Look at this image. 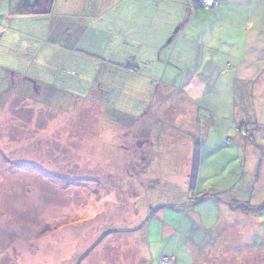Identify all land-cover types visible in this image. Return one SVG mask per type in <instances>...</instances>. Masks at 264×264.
Wrapping results in <instances>:
<instances>
[{"label": "rangeland", "instance_id": "obj_1", "mask_svg": "<svg viewBox=\"0 0 264 264\" xmlns=\"http://www.w3.org/2000/svg\"><path fill=\"white\" fill-rule=\"evenodd\" d=\"M16 3L0 0V264H264V70L234 85L236 106L221 76L190 102L118 86L134 116L114 114L91 87L150 64L132 29L161 28L160 4L52 0L31 17Z\"/></svg>", "mask_w": 264, "mask_h": 264}, {"label": "crops", "instance_id": "obj_2", "mask_svg": "<svg viewBox=\"0 0 264 264\" xmlns=\"http://www.w3.org/2000/svg\"><path fill=\"white\" fill-rule=\"evenodd\" d=\"M156 1L160 5L156 9L157 12L151 11V13L156 16L155 20L159 18L156 26L161 28H155L154 21H150L144 28L140 29L141 24L138 26L134 24L132 29L141 33L140 36L135 34L134 38L139 41L141 46H138V49L142 52V56H148L150 64H145L143 69L140 64L139 67H132L126 62L127 71L121 74L118 72L114 78L116 90L113 87L106 89L101 82L97 83L99 84L97 89L91 87L92 92L97 90L101 93H115L110 97L108 94L106 100V102L109 100L108 103L102 102L106 111L109 107L114 114L115 112L127 114L118 111L119 104L125 96L117 92L118 86L123 91L125 86L127 88L131 86V94L136 96V101H139L138 98L145 99L141 101L156 100L162 91L166 92L165 95L173 96L172 87H174L180 92L175 96L177 101L190 102L212 96L216 82L223 76L226 91H232L233 88V100L236 101L234 85L243 84L244 81L249 82L260 76L264 70V14L261 13V7L259 8L262 0L261 2L260 0H216V5L210 9H204L194 0ZM16 4L21 10L19 13L31 17L52 10V7H48L46 9L49 10L48 12H39L41 10H35L37 6L25 10L30 7L20 6V0H17ZM255 4L258 5L257 11H254ZM162 5L169 9L162 12L164 10L161 8ZM139 18L133 20L137 23L140 22ZM171 20L174 24L170 23ZM119 32L126 36L124 29H119ZM134 56L136 54L133 51L127 52V59ZM146 59H143V62L148 64ZM130 69L138 76L131 73ZM152 72L155 75H152ZM16 74L21 83L34 80L28 77L29 75ZM121 76L124 78V84L118 85ZM149 76H153L157 81L149 79ZM35 83L42 89L44 85L42 82L38 80L30 82L31 86ZM100 85L103 87L102 90L99 89ZM168 88L170 91H167ZM141 89L144 93H141ZM112 101L120 103L112 104ZM140 138L141 136L138 138L141 143L150 142L149 139Z\"/></svg>", "mask_w": 264, "mask_h": 264}, {"label": "flooded vegetation", "instance_id": "obj_3", "mask_svg": "<svg viewBox=\"0 0 264 264\" xmlns=\"http://www.w3.org/2000/svg\"><path fill=\"white\" fill-rule=\"evenodd\" d=\"M51 3H52V0H20V6L23 7V6H27L28 5L27 7H30V8H25V10H30L31 7L33 8L34 6H37V8L35 10H37V9L41 10L39 12H42V11L48 9V7H51ZM10 81L12 82L14 80H12V78H10ZM17 81H18L19 84L21 83L20 78H17ZM24 82H26V81H24ZM32 88H33V90L35 91V93L37 95H40V91L38 90L39 87L37 86L36 83H35V85L32 86ZM139 137L140 136H138V138ZM138 143L141 144V141L139 139H138Z\"/></svg>", "mask_w": 264, "mask_h": 264}, {"label": "trees", "instance_id": "obj_4", "mask_svg": "<svg viewBox=\"0 0 264 264\" xmlns=\"http://www.w3.org/2000/svg\"><path fill=\"white\" fill-rule=\"evenodd\" d=\"M195 2L196 1H198L199 2V4H200V6L201 7H203L202 5H201V0L199 1V0H194ZM204 8V7H203ZM204 9H210V8H204ZM8 74H10V78H12V80H14V78H19L18 76H17V74L15 73V72H12V73H8ZM7 74V75H8ZM14 76V77H13ZM8 77V76H7ZM31 80V79H30ZM32 81H34V80H31V81H29V82H27L26 81V84H30V82H32ZM19 84V83H18ZM16 85V84H15ZM13 88L15 87V86H12ZM15 88H17V87H15ZM236 102V101H235ZM235 105H236V103H235ZM126 115H128V114H126ZM143 137V135H141V138ZM140 138V139H141ZM198 162H199V158H198V152H197V149H195L194 150V153H193V158H192V163H191V178L194 180V178L196 177V174H197V169H198ZM164 258H168L169 260L167 261V262H165L163 259ZM164 263H171V262H173V261H175V258L173 257V256H163L162 257V259H161Z\"/></svg>", "mask_w": 264, "mask_h": 264}, {"label": "built area", "instance_id": "obj_5", "mask_svg": "<svg viewBox=\"0 0 264 264\" xmlns=\"http://www.w3.org/2000/svg\"><path fill=\"white\" fill-rule=\"evenodd\" d=\"M200 3L204 8H212L216 5V0H201ZM163 260L167 262L169 259L164 258Z\"/></svg>", "mask_w": 264, "mask_h": 264}, {"label": "water", "instance_id": "obj_6", "mask_svg": "<svg viewBox=\"0 0 264 264\" xmlns=\"http://www.w3.org/2000/svg\"><path fill=\"white\" fill-rule=\"evenodd\" d=\"M48 11H49V10H47V11H46V10H44V11H42V12H48Z\"/></svg>", "mask_w": 264, "mask_h": 264}]
</instances>
